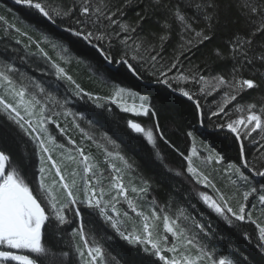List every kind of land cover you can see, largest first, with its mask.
<instances>
[{
  "label": "snow or ice",
  "instance_id": "snow-or-ice-1",
  "mask_svg": "<svg viewBox=\"0 0 264 264\" xmlns=\"http://www.w3.org/2000/svg\"><path fill=\"white\" fill-rule=\"evenodd\" d=\"M13 4L22 16L0 14V264H121L113 238L140 264H253L242 245L264 259V0ZM179 98L195 121L184 150L160 123ZM121 113L151 121L124 118L196 203L179 186L161 194L96 128ZM9 139L29 147L17 156ZM229 141L238 163L217 146Z\"/></svg>",
  "mask_w": 264,
  "mask_h": 264
},
{
  "label": "trees",
  "instance_id": "trees-1",
  "mask_svg": "<svg viewBox=\"0 0 264 264\" xmlns=\"http://www.w3.org/2000/svg\"><path fill=\"white\" fill-rule=\"evenodd\" d=\"M6 7H12L13 14L15 15H23L22 7L15 6L13 4V0H0V14L8 16L10 20L12 19V14L6 12ZM129 15H132V13L129 12ZM220 43L221 41L219 39L214 38V41L209 43L207 48H203V51L211 54V50ZM192 59L197 63L200 62L197 57H193ZM71 70L86 88L99 91L102 95L109 92L108 87L102 86L95 80H90L87 71L83 66L78 67L74 64L72 65ZM141 84H146V82H141ZM146 86L154 87L153 85ZM134 90L139 91L140 86H137ZM77 107L79 108V105H77ZM125 117L135 118L139 122H142V124H147L149 127L151 126V121L147 117H135L134 114L131 113H121L120 117L115 120L109 117L107 121L96 123V128L100 132H106L113 140L120 144L123 153L135 162L139 172L145 177L152 179L154 184L159 185L158 191L161 194L169 191L171 188L179 186L181 191H184L183 201L191 199L192 203H196L195 193L191 192V185L184 181L182 177L173 178L172 175L167 172V169L161 164L160 160L153 156L151 146L148 145L138 134H129L125 128ZM160 123L162 130H165L166 135L178 143L181 150H184L186 147L190 149L191 144L185 142L184 130L189 124H194L195 121L191 109L186 103L182 102V98L175 100L171 104V110H166L161 114ZM71 134L79 142V134L75 130H73ZM218 139L222 140V138ZM3 146L10 149L17 156L29 147L23 144H18L16 141L11 139H9ZM217 146L223 148L224 153L228 158V162H239L237 160L236 147L231 144L230 141L218 143ZM91 151L95 153L97 157L100 156L99 152L94 147H92ZM161 152L165 155V162L168 166L174 168L179 167L180 160L173 152L163 145H161ZM256 180L258 182L259 178H256ZM216 183L218 187L224 186V181L219 176L216 177ZM199 187L202 188V186ZM185 189H188V191H185ZM207 191L211 193V189H207ZM160 198H163L162 195ZM106 247L113 255L120 258L121 264H140V261L143 258L142 253L130 250L123 241L116 238L108 241ZM64 250L67 251L68 249L64 248ZM241 251L253 260V264H264V259H262L259 255H256L255 252H253V250L248 246L242 245Z\"/></svg>",
  "mask_w": 264,
  "mask_h": 264
},
{
  "label": "rangeland",
  "instance_id": "rangeland-1",
  "mask_svg": "<svg viewBox=\"0 0 264 264\" xmlns=\"http://www.w3.org/2000/svg\"><path fill=\"white\" fill-rule=\"evenodd\" d=\"M126 98H127V94H126ZM129 103H131L130 99H129ZM159 229L162 231V224L159 226Z\"/></svg>",
  "mask_w": 264,
  "mask_h": 264
},
{
  "label": "water",
  "instance_id": "water-1",
  "mask_svg": "<svg viewBox=\"0 0 264 264\" xmlns=\"http://www.w3.org/2000/svg\"><path fill=\"white\" fill-rule=\"evenodd\" d=\"M258 178V177H257ZM14 264H15V262H14Z\"/></svg>",
  "mask_w": 264,
  "mask_h": 264
}]
</instances>
